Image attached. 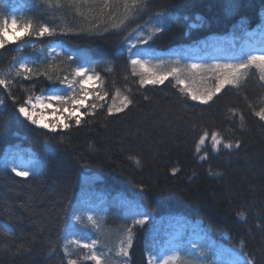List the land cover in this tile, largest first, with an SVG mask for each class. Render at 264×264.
I'll return each mask as SVG.
<instances>
[{"label": "trees", "instance_id": "1", "mask_svg": "<svg viewBox=\"0 0 264 264\" xmlns=\"http://www.w3.org/2000/svg\"><path fill=\"white\" fill-rule=\"evenodd\" d=\"M22 1V21L36 29L47 26L54 34L27 35L25 41L35 43L30 49L21 50L20 43L0 48V73L13 81L7 90L0 87V264H67L68 258L95 264L83 258L93 251L103 264H149L150 255L173 252L189 264H225L221 250L235 254L241 247L255 264H264V121L253 112L264 107V82L252 69L239 89L225 85L202 104L182 93L186 85L171 75L162 84L141 86L130 64L134 58L146 61L144 69L137 68L146 77L178 68L181 79L203 91L214 85V74L194 82L185 73L193 71L192 64L177 53L223 37L237 43L242 58L251 44L248 34L264 28V0H142L135 8L128 0L130 11L124 0ZM6 2L13 0H0L4 18L11 10ZM156 27L161 31L152 35ZM204 51L210 54L209 48ZM22 55L33 56L34 71L57 66L61 78H72V69L81 65L99 74L103 83L95 80L94 90L108 95L91 102L103 107L91 115L84 110L81 124L72 120L67 129L31 124L19 105L61 84L55 75L53 80L16 76L13 57ZM205 60L197 65L238 62ZM117 89L133 103L108 115ZM205 131L209 135L198 152ZM213 131L234 147L221 144L213 150ZM12 155L32 161L29 177L12 173ZM81 197L90 203L79 202ZM86 208L98 227L82 217L77 221ZM241 211L246 220L238 218ZM135 212L150 219L134 224L142 218ZM181 226L183 235L176 240L173 232ZM129 227L132 246L124 257L118 253ZM71 233L81 243L95 240V247L69 244L70 257H65ZM190 234L201 239L194 241ZM23 248L29 251L14 255Z\"/></svg>", "mask_w": 264, "mask_h": 264}, {"label": "snow or ice", "instance_id": "2", "mask_svg": "<svg viewBox=\"0 0 264 264\" xmlns=\"http://www.w3.org/2000/svg\"><path fill=\"white\" fill-rule=\"evenodd\" d=\"M70 3H83L85 5L89 3H95L96 0H69ZM51 3V0H50ZM105 3H107V0H105ZM142 0H131V7L135 8L139 5H141ZM125 8L126 10H131L128 6V0H124ZM161 16L164 14L161 13ZM124 20L122 19L120 21V24H123ZM120 24H113V28H117L120 26ZM11 26L13 28L22 27L23 34L24 35H37V36H45L47 35H53L54 29H51L47 26L41 25L38 29L34 28L31 21L23 23V25H18L17 19L15 16L11 18ZM9 27V22L7 18H4L0 16V48H3L5 46V39L4 34L7 32ZM161 31L160 27H156L152 33L154 35L156 32ZM21 37L16 36L14 37V40H19ZM151 39V35L148 37ZM139 53L136 54L137 57H139ZM70 60L71 57H68ZM13 60L15 61L16 58L13 57ZM146 61H143L139 58L130 59V64L132 66V74L133 75H140V85L143 86L145 84H162L164 80L167 78V76L171 75L176 80L177 84H183L186 85V87L181 89L182 93H185L191 100L193 101H199L202 104H208L209 101L213 99V97L221 91V89L225 85H231L233 88L239 89L242 85V83L245 81L246 77L249 75L250 70L255 69L256 73L259 76V80L261 82H264V48H261L259 50L256 49H250L246 53L243 54L242 58L238 59V62L236 63H229V64H216L211 66H202L197 64H192L190 66L191 70H201L204 72H209L214 74V85L211 87L205 88L203 91H200L198 89H193L190 85L187 84V81L184 79H181L180 77V69L178 68H172L170 72L164 73V74H158V73H151L147 77L143 73H137V68L144 69L146 66ZM89 69L85 68L84 66H77L76 68L72 69L70 75L72 79H69V77L66 75L63 78L59 75V68L57 66H53L51 64L48 65L47 69L45 71H34L33 68L29 66L28 63H25L24 61H19V66L16 68L15 75L16 76H22L25 80H30L33 78V76H44L48 80H53L54 75L55 79L59 81L60 84H66L68 88L72 89V92L65 96L62 94V89H55L53 88L51 90V94L47 97L42 96H36L35 102H33L32 96H29L22 104L19 105L18 111L19 113L28 120L33 125L41 124L42 121L37 120L35 118V109L37 105H39L43 109H48L52 107L53 102L64 108V111H68L70 113L69 118L75 117V124L80 125L81 124V117L80 115H76L80 112L81 106L84 105L85 98L89 95V92L87 89L81 87L80 91L77 92L75 90L74 85L76 83L80 85H84L85 83L96 80L97 82L103 83L102 78L99 76V74L92 72L89 74ZM79 78V79H78ZM13 81L9 80L5 77L3 73H0V87H3L4 89H8L9 85L12 84ZM108 93L105 92L103 95H100L99 93L96 94L97 98L99 100H103L104 96H107ZM45 99H47L48 103H45ZM113 104L108 105L107 112L108 115H112L114 112L120 113L123 112L126 108H128L129 105L133 103V101L129 98V96L122 94L119 89L116 90L115 94L112 96ZM147 99V97H145ZM119 100V103L117 104L116 101ZM3 101H0V104H2ZM29 105H31V108H29ZM71 107H67V106ZM103 107V105H97L96 103H92L89 105V107L93 110H95L97 107ZM249 107H253L251 104ZM230 111L235 115V111ZM254 115L259 118L260 121H264V107H260L259 110H256L253 107ZM94 114V112L89 113ZM241 119V127H243V116L240 117ZM71 125L66 122H61V124H55V123H44L43 127L49 130H56L58 127L62 128H69ZM209 133L207 131L204 132V134L200 137L199 141L197 142V151L199 152L201 150L200 146L203 145L206 141L207 136ZM211 139H212V148L213 150H218L219 146L223 144L224 148L231 149L234 147L232 142L225 143L222 138L220 137V134L218 132H211ZM235 147H240V141L235 142ZM201 159H206V156L201 157ZM34 169H29L28 167L24 168H18L16 166H13L11 168L12 173L15 174L17 177L27 178L30 174H32V171ZM173 173H175L177 170L173 169ZM134 215L141 216V219H135L133 221L134 224L137 225H144L147 220L150 219L149 215L146 212H135ZM238 218L240 220H246V215L243 211L238 213ZM77 221L81 220V217H76ZM87 221L90 222L93 227H98L97 220L94 216L88 215ZM260 225H257L259 227ZM6 230H9V226H5ZM126 236L121 240V246L119 248V255H122L124 257L129 256V249L132 246V228L129 227L127 230ZM69 244H75L78 245L84 249H93L96 245V241L93 240L91 243H81L79 240H65V246H64V255L65 257H70V253L68 250ZM195 247V245H193ZM29 249L23 248V249H17V251L14 253V255H20L23 252H27ZM54 252V250H53ZM235 257L231 264H255L254 258H249L248 253L244 252L243 247L239 249V251L235 252ZM86 260L94 261L95 264H103V260L100 256H98L94 251L91 252L90 255H87L83 257ZM67 264H78V261L76 259H67ZM149 264H189V261L187 260H181V257L173 252L171 255H165L162 258H158L156 256H151L149 258Z\"/></svg>", "mask_w": 264, "mask_h": 264}, {"label": "rangeland", "instance_id": "3", "mask_svg": "<svg viewBox=\"0 0 264 264\" xmlns=\"http://www.w3.org/2000/svg\"><path fill=\"white\" fill-rule=\"evenodd\" d=\"M9 5L11 6V10H10L8 16L5 17L8 19L9 27H8L7 32L4 34L3 38L5 39L6 43H20L21 50L32 48L35 43H33L31 41H25L24 38L27 35L23 34L22 27L13 28L11 26V18L13 16H15V18L17 19L18 25L22 26L24 23L22 21V19H23L22 9H23V5H24L23 1L22 0H13L12 3H9V2L5 3L6 7ZM16 36H19L21 38L19 40H14V37H16ZM248 40L251 41L252 43H255L254 49L259 50L261 48H264V28L251 32L248 35ZM212 43L214 44L215 41H212L211 43H202V44H200V46L186 47V49H184L185 50L184 52L177 53V58L178 59H185L191 64L202 63L205 59H208L209 57H211V55L208 52L204 51V49L210 48L212 46ZM226 49L233 51V56H230V55L223 56L222 53ZM49 51L52 52V50H50V49H49ZM38 52H39V54L42 53L41 51H38ZM212 53H217L220 55V58H226L229 60H232L231 57L234 59H239L241 57L240 47L232 39H219V46L217 48L213 49ZM21 60L24 61L25 63H28L30 67H31V63L34 61L33 56L22 55L15 60V63L13 65L14 69H16L19 66V61H21ZM185 73H186V76L188 78H191L194 82H197V81H200V79H201L200 76L207 74L208 72H204L201 70H193V71H186ZM69 79H72V78H69ZM96 86H97V84H96L95 80L89 81V82L85 83L84 85H80L78 83H76L74 85L75 90L77 92L80 91L81 87L87 89L89 92V95L84 100V105L81 106V108H80V112L76 114V115H80L81 119L84 117V110H87L88 112H91V110H92L89 107V105H91L92 104L91 101H93L97 97L96 96L97 92L94 90ZM197 87L200 91L202 90L201 85H198ZM52 89L46 90L37 96L47 97L51 94ZM55 89H62L63 90L62 94L65 96L69 95L72 92V89L68 88V86L66 84H61L60 86L56 87ZM35 97H33V102H35ZM44 102L48 103L47 99H45ZM67 107H71V106L69 105ZM29 108H31V105H29ZM35 113H36L35 118L37 120L42 121L41 124H38L35 126L43 128V129H46L43 127L44 123H55V124L59 125V124H61V122L69 123L72 120L75 121L74 116L69 118L70 113L68 111H64L63 107L56 105L54 102H53L52 107H50L48 109H43L39 105H37V107L35 109ZM60 129H64V128L58 127L54 131H58ZM46 130H49V129H46ZM49 131H52V130H49ZM9 159H10V164L12 165V167L16 166L18 168L29 167V165L32 162L31 160H25L20 155L13 156ZM87 202H89V200H87ZM89 214L94 216L93 212H91V210L89 208H86V209H84V213L80 217H82V219L87 221L86 215L88 216ZM176 226H174L173 228L177 229ZM178 228L179 229L177 231L173 232V235H172V237L175 238L176 240L181 238V236L183 235V231L185 229L182 226L178 227ZM175 229H173V230H175ZM189 237H192L193 238L192 240H194V241H199L201 239V237H199L197 235L192 236L190 234ZM69 239L70 240H74V239L76 240L77 239L76 234L71 233L69 235ZM220 254H221L225 264H231V262L234 259H236L235 254H232L231 252H229L228 250H225V249L221 250Z\"/></svg>", "mask_w": 264, "mask_h": 264}, {"label": "bare ground", "instance_id": "4", "mask_svg": "<svg viewBox=\"0 0 264 264\" xmlns=\"http://www.w3.org/2000/svg\"><path fill=\"white\" fill-rule=\"evenodd\" d=\"M87 200H88L87 198H85V197L82 198V197H81V199H80L79 202H83V201H86V202H87Z\"/></svg>", "mask_w": 264, "mask_h": 264}]
</instances>
